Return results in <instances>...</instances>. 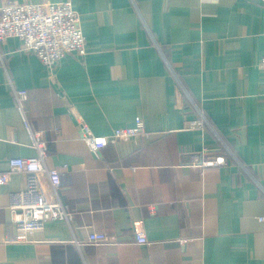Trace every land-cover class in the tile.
<instances>
[{
  "label": "crops",
  "instance_id": "crops-1",
  "mask_svg": "<svg viewBox=\"0 0 264 264\" xmlns=\"http://www.w3.org/2000/svg\"><path fill=\"white\" fill-rule=\"evenodd\" d=\"M71 3L83 56L49 71L18 38L0 43V170L37 154L27 120L47 165L65 168L58 193L72 215L14 241L8 206L26 179L12 172L0 183V264H264V0ZM12 88L27 91L23 111ZM194 103L208 124L190 129ZM69 105L94 134L135 116L147 134L92 158ZM97 231L111 241L88 243Z\"/></svg>",
  "mask_w": 264,
  "mask_h": 264
},
{
  "label": "built area",
  "instance_id": "built-area-1",
  "mask_svg": "<svg viewBox=\"0 0 264 264\" xmlns=\"http://www.w3.org/2000/svg\"><path fill=\"white\" fill-rule=\"evenodd\" d=\"M7 37L21 40L20 50L35 54L49 71L54 69L66 54L83 56L86 53L79 15L71 0L57 2L46 0L40 3L25 0L5 1L0 4V43L6 41ZM258 66L264 69V54ZM11 92L16 107L23 111L27 91L12 88ZM186 94L192 103L191 97L187 92ZM194 106L199 115L189 120L187 127L190 129L208 124L201 107L195 103ZM68 107L72 124L79 133V138L87 144L92 158H99L101 149L108 143L129 141L147 134L140 116H135L133 123L128 126L114 128L108 135L94 134L84 122L79 110L73 105ZM24 123L30 130L31 142L37 154L27 157L10 156L7 158L8 168L0 170L1 184L9 182L12 172H21L26 179L24 188L11 193L8 206L12 212V225L15 229L13 240L17 242L27 241L29 234L43 227L47 219L69 221L72 217L65 209L58 193L65 168L58 169L47 165L45 159L47 145L41 137V132L31 130L27 120H24ZM205 150L203 148L198 153L190 151L188 164L191 167L202 165ZM257 219L264 221V216H258ZM134 239L141 244L148 243L144 232L140 230L135 232ZM110 241L111 239L104 232H90L87 235V242L91 244Z\"/></svg>",
  "mask_w": 264,
  "mask_h": 264
}]
</instances>
